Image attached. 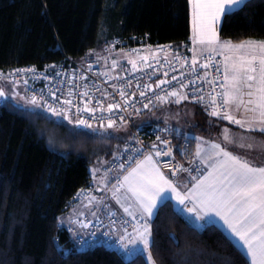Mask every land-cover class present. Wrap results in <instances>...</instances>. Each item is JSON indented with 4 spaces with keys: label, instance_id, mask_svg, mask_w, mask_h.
Returning <instances> with one entry per match:
<instances>
[{
    "label": "trees",
    "instance_id": "trees-1",
    "mask_svg": "<svg viewBox=\"0 0 264 264\" xmlns=\"http://www.w3.org/2000/svg\"><path fill=\"white\" fill-rule=\"evenodd\" d=\"M219 34L233 43L264 39V0H247L242 10L225 16ZM147 35L151 45L189 43L188 0H0L3 70L42 69L67 58L97 60L106 42ZM19 85L4 83L7 99L0 103V264H147L146 254L137 258L105 246L77 248L62 227L70 222L61 223L80 206L76 195L91 181L96 164L117 156L131 132L119 129L126 133L124 141L84 129L77 131L87 135H73L67 121L58 126L56 117L13 99V91L26 95ZM198 123L197 129L204 127ZM152 124L160 125H144ZM175 136L177 154L182 140L193 144ZM225 237L216 226H189L170 202L152 221V256L156 264H242V252Z\"/></svg>",
    "mask_w": 264,
    "mask_h": 264
},
{
    "label": "snow or ice",
    "instance_id": "snow-or-ice-1",
    "mask_svg": "<svg viewBox=\"0 0 264 264\" xmlns=\"http://www.w3.org/2000/svg\"><path fill=\"white\" fill-rule=\"evenodd\" d=\"M188 3L191 9L192 55L190 58H180L177 53L179 65H189V71L195 76L196 66L200 64L205 70L204 75L198 77L201 80L208 77L207 69L210 65H215V71L219 75L206 82L215 89L216 81H221V90L214 95L208 94L209 103L206 107L211 109L209 115L227 120L247 133L264 134V39H247L233 43L231 40H221L218 30L222 18L242 10L246 0H188ZM154 55H159V51ZM217 56L222 58V64H217ZM198 57L202 58V63ZM140 59L147 62L149 58L143 56ZM117 63L112 62V69L117 67ZM128 63L133 71L139 70L135 60L129 59ZM87 71H92L91 65ZM28 72L35 74L36 69H16L8 76L13 78L14 86L19 87V82L14 77L16 74ZM104 75L109 77L107 72ZM164 76L167 77L168 73L165 72ZM3 78L4 74L0 72V79ZM35 78L39 77L34 75ZM80 79L86 80L87 77L82 74ZM110 79L118 80L120 77L111 76ZM72 80H75V74ZM172 80H176L179 87H163L170 84L168 79H158L154 85L137 84L139 101L135 99L136 92L128 93L124 87L114 85L120 97L118 102L105 103L108 99L105 94V99H96L93 104L94 96L90 95L87 84H84L83 90L78 93L72 84L64 96L62 92L57 95V90L52 87L48 88L47 93L43 89L37 93L30 89L28 80L24 79L26 95L20 96L18 91H13L12 98L20 97L25 105L42 109L43 113L56 117L54 123L58 126H63L61 121H67L69 125H73V135H87V132L77 130L117 131V120L120 122V128H123L126 118L122 113L128 112L129 109L140 113L143 109L152 110L158 105H179L189 100V93L183 91L188 88V84L175 76ZM192 82L189 79V83ZM149 92L152 93L151 96L148 95ZM0 98L7 99L3 89H0ZM194 99L203 102L205 96L201 94L194 96ZM137 103L140 107H137ZM233 108L237 113H241L239 117L233 115ZM116 110L121 114L114 117L112 114ZM105 112L108 113L107 117ZM162 131L171 133L173 130L165 128ZM193 139L196 141L194 152L190 156L187 151L183 153L189 167L174 164L175 171L170 175H166L162 170L168 167V162L162 161L161 158L168 157L169 161H175L171 140L162 139L159 134L149 149H136L140 154L139 158H129L127 165H118L119 171L114 183L110 184L105 175L102 186L96 190L103 192L108 189L111 199L119 205L128 219L121 218L120 227L117 228V221L114 219L116 212L111 211L110 225L104 235L119 233L116 237V245L120 250L118 254L137 258L146 254L147 264H156L151 251L150 222L160 208L174 201V211L189 226L203 228L214 220L222 222L228 235L240 245L242 264H264V166L253 165L247 159L227 150L221 143L210 142L201 137ZM248 139L250 137L241 135L237 140L229 129L223 130L225 145H238L242 148ZM52 142L50 137L49 143ZM139 142L138 140L137 143ZM96 171L95 168L92 170L93 177ZM177 173H186L188 183L181 185ZM94 204L102 205L104 200L95 196L89 197L86 207L91 209ZM91 215L96 219V230H99L102 221L97 217L96 211H92ZM69 222L76 224L79 229H93L91 222L79 218L70 217ZM68 231L76 234L71 227ZM91 234L95 236V230ZM55 242L58 244V240Z\"/></svg>",
    "mask_w": 264,
    "mask_h": 264
},
{
    "label": "built area",
    "instance_id": "built-area-1",
    "mask_svg": "<svg viewBox=\"0 0 264 264\" xmlns=\"http://www.w3.org/2000/svg\"><path fill=\"white\" fill-rule=\"evenodd\" d=\"M192 47L191 42H184L180 45H151L149 36H140V37H132V40L127 42L123 38H115L111 41L106 42L103 45V53L106 57H108V71L104 68V65L98 60H86L82 63L74 62L73 60L67 58L64 62L60 64H48L44 68L40 69L37 66H23L12 69L3 70L0 69V72L4 74V78L0 79V89L4 83H12L13 78L9 77L8 74L10 72H14L16 69L23 68H34L36 69V73L32 72L28 73H19L16 74L14 79L19 82V84H23V80H28V85L30 89L35 90L39 93L42 89L45 93L49 87H52L53 90H57V95H61V92L64 96L67 95L68 88L75 85L74 90L78 93L83 90V85L87 84L89 88L90 95L94 96L93 104H95L96 99H105V94H107L108 99L105 100V103L108 102H118L120 97L117 92V87H124L125 91L128 93L136 92V101H139V92L136 88L137 84L141 86L152 84L154 85L158 79H168L170 84H165L163 87L170 88V85H175L179 87V84L176 80H172V77H178L184 83L188 84V88L184 89L189 93V100L202 109L206 114L209 115L211 111L210 108L206 107L209 103V93L213 95L216 92H219L221 89L219 88V84L221 81H216V87L213 89L206 80L215 79L219 73L215 71V65H210L207 69L209 73L208 77L205 80H201L198 77H202L204 75L205 70L200 67V64L196 66V75L194 76L191 71H189V65H185L181 67L176 59V54H179L180 58H190L192 53L190 51ZM162 49V51H161ZM159 51V55H154ZM118 53H125L127 55L126 62L123 64H117L115 69H112L111 65L113 61H116L113 56ZM143 56H147L149 59L147 62L141 60L140 58ZM129 59H133L136 61L138 69L137 71L132 70L131 64L128 63ZM201 63L203 62L202 58L198 57ZM217 64H222V58L216 57ZM147 64V66H145ZM55 67H52V66ZM89 65H91L92 71H87ZM175 69V70H174ZM108 73L109 77H106L104 73ZM167 72L168 76L165 77L164 73ZM66 74V75H65ZM73 74H75V80H72ZM85 75L87 77L86 80H81V75ZM34 75L39 78L34 79ZM111 76L120 77L118 80L110 79ZM46 78V79H45ZM189 79L193 82L189 83ZM71 82V84L69 83ZM61 85L63 87L61 88ZM203 89V92H201ZM159 91V90H157ZM203 94L205 96V101L198 102L194 99V96H199ZM149 96L152 95L151 92L148 93ZM3 98H0V103H2ZM137 107H140V104L137 103ZM151 107V106H150ZM148 109H143L140 114L145 112ZM119 110L113 112V116H118ZM125 118V126L131 132V139L128 140L121 152L110 160L107 167H105L103 175L107 176L108 182L114 183L115 177L119 171L118 165L123 163L125 165L128 164L129 158L135 159L139 158V153L136 151L137 148L147 150L150 146L156 142V136L161 135L162 139H170L171 147L173 149V155L175 156V161H169L168 157H162V161L168 162V167L162 168L165 174H171L175 171L174 164H183L187 162V159L184 157L183 153L188 152L189 156L193 152V146L189 139H184L181 142L180 151L177 154V147L174 139L172 137H166V132L162 131L164 127L162 125L152 124V125H136L132 115L136 114L132 109H129L128 112L122 113ZM100 113H97L99 116ZM105 117H107L108 113H104ZM218 118V117H216ZM117 125H120L119 120H117ZM140 141L137 143V141ZM127 149V150H126ZM180 156V158H179ZM185 167H189V165H184ZM179 174V173H177ZM98 176L91 174V181L89 184L83 188H81L75 198V201L80 202V204L87 200L88 197L92 195H97V184L96 181ZM83 190V191H82ZM104 200V204L100 205L97 217L102 223L99 225V230H96V219L91 218L89 215H82L80 220L91 222L93 224V229H79L76 224L73 223L72 229L75 230V235L73 232L68 231L69 227L66 228L68 233L71 235L72 241L75 243L77 248L83 250H89L90 248H94L96 246H105L112 250L120 251L116 245V237L119 233H114L112 235L105 236L104 232L108 230L110 225L109 221V213L111 211L116 212V216L114 219L117 221V228L120 227V220L128 219L127 216L124 215L123 210L118 207V210H113L111 208L112 204H115V201L111 199V193L108 189H105L104 193L100 197ZM73 206L72 204L70 205ZM120 215L118 216V214ZM69 216V215H68ZM152 225V221L150 222ZM202 229H206L203 227ZM95 230V236L91 233ZM83 241V243H80Z\"/></svg>",
    "mask_w": 264,
    "mask_h": 264
},
{
    "label": "rangeland",
    "instance_id": "rangeland-1",
    "mask_svg": "<svg viewBox=\"0 0 264 264\" xmlns=\"http://www.w3.org/2000/svg\"><path fill=\"white\" fill-rule=\"evenodd\" d=\"M101 51L102 49L98 50L99 54H101ZM126 56L127 55L125 53H118L117 55L113 56V58L118 62L117 64H122L123 61H126L125 60ZM119 61L121 62L119 63ZM106 71L110 72L108 70ZM203 113L204 112L202 109L194 105L190 100H186L179 105L175 103H171L168 105H158L152 108V110H148L147 113L145 114H140V113L133 114L132 118L136 125H144L150 122H156V123H160V125H162L164 129L165 128L172 129L173 131L171 133L166 132L167 133V135H165L166 137L175 138L176 137L175 135L177 134L196 137L197 133H199L201 138H203L204 140L207 141L219 140V143H221L222 146H225L228 150L232 151L236 155H239L241 158L247 159L250 163L253 164L264 165V137L256 136V134L258 133H247L243 129H240L239 126L237 125L233 128V127H229L228 123L227 124L216 123V122L212 123L210 120H205V118H202ZM203 117H207V116L203 115ZM198 122H201L204 125V127H200V129H197L199 128ZM117 128L122 129L120 128V125L117 126ZM225 128L229 129L230 133L233 136L237 137V140L241 135L248 136L250 137V139L245 141V146L242 148L239 147L238 145H225L223 141V130ZM125 129L128 130L127 128ZM119 131L120 130L113 131L109 129L107 132L100 130L99 132H94V133H98L99 135L114 136L124 141L125 136L123 135L125 132L123 131L119 132ZM121 150L118 152V154L121 152ZM109 162L105 165H103V163H101L100 165L96 164V167H102V169L104 170L105 167L108 166ZM98 174H101V172L98 173L96 171L95 175ZM92 196L99 198V195H92ZM88 198L87 200L83 201L80 204L83 206V208L86 207L88 203ZM83 211L84 210L82 209L77 211L76 206L73 207L70 210V213L68 214L69 216L64 218L63 222L66 220L69 221L70 217L72 219H77V218L81 219L82 215L79 214L82 213ZM83 215H90V214H88L87 212V213H83ZM65 224L67 225V223ZM72 226L73 223L68 224L66 228Z\"/></svg>",
    "mask_w": 264,
    "mask_h": 264
},
{
    "label": "crops",
    "instance_id": "crops-1",
    "mask_svg": "<svg viewBox=\"0 0 264 264\" xmlns=\"http://www.w3.org/2000/svg\"><path fill=\"white\" fill-rule=\"evenodd\" d=\"M247 1V0H246ZM190 12H191V9H190ZM223 19H224V17L222 18V20H221V22L219 23V25H218V30H219V32H220V26H221V24H222V21H223ZM222 40V39H221ZM190 41H191V39H190ZM99 62H101L103 65H104V68L106 69V70H109L108 69V65H109V63H108V58L105 56V54L103 53V51H102V55H101V58H99V59H97ZM125 60H127V56H126V59ZM121 61H119V63H120ZM123 62H126V61H123ZM123 64V63H122ZM152 107V106H151ZM232 113H233V115H236L237 117H239L240 115H241V113H237L236 111H235V108H233L232 109ZM219 120H222V123H225V124H229V127H235L236 125L235 124H232V123H229L227 120H224V119H219ZM216 123H219L218 121L216 122ZM253 133H258V134H256V136H260V135H264V134H261V133H259V132H253ZM200 136V134L199 133H197V135H196V137H199ZM190 138V139H192L193 140V144H192V146H193V152H194V150H195V146H196V141L193 139V137L194 136H185L184 135V137L183 138ZM201 137V136H200ZM262 137V136H261ZM210 142H217V143H219V140H209ZM192 143V142H191ZM176 147L178 148V144L176 143ZM228 150V149H227ZM230 151V150H229ZM188 163L187 162H185L184 163V165H187ZM253 164V163H252ZM253 165H256V166H264V165H257V164H253ZM101 172V174H98V175H96V176H98V179H97V181H96V184H97V188L99 187V186H102V184H103V181H104V178H105V176L103 175V169H102V167H99V168H97V172L98 173H100ZM166 175H170V174H166ZM177 177H179V182H180V184L181 185H183V184H187L188 183V180H187V174L185 173V174H177ZM108 180V179H107ZM105 191V190H104ZM104 191L103 192H101V191H97V195H99V198L102 196V194L104 193ZM171 204L173 205L174 204V201H172L171 202ZM118 205L115 203V204H112L111 205V208L113 209V210H115V209H117L118 210V207H117ZM99 207H100V205H96V204H94L93 206H92V208L90 209V208H88V207H85V208H83V206L82 205H77V207H76V210L77 211H79L80 210V208L82 209V210H84L82 213H87L88 212V214H90L89 216L91 217V218H93V216L91 215V213H92V211H96V215H97V213H98V210H99ZM120 215V213L118 214V216ZM156 216H154V218H155ZM154 218L152 219V220H154ZM70 224V223H69ZM208 226H216V227H218L226 236H227V238L242 252V250L240 249V245L232 238V237H230L229 235H228V233H227V231H226V229L224 228V226L222 225V222H220L219 220H214L213 222H211V223H209V225ZM192 227H194V228H200V227H198V226H196V225H192Z\"/></svg>",
    "mask_w": 264,
    "mask_h": 264
}]
</instances>
